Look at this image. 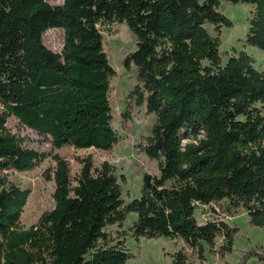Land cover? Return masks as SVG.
Wrapping results in <instances>:
<instances>
[{
  "label": "trees",
  "instance_id": "obj_1",
  "mask_svg": "<svg viewBox=\"0 0 264 264\" xmlns=\"http://www.w3.org/2000/svg\"><path fill=\"white\" fill-rule=\"evenodd\" d=\"M226 3L255 6L245 43L264 50V0H0V264H126L135 257L125 246L130 233L181 241L171 264H189L187 249L223 260L238 228L221 219L199 223V209L243 212L251 226L264 227V65L256 69L244 50L223 63L222 27L233 25ZM112 23L126 24L136 40L123 60L136 84L122 115L131 118L133 104L153 116L136 148L159 167L128 202L113 164L77 156L72 173L59 155L64 148L110 154L118 142L115 70L100 29ZM51 28L63 31L59 52L43 43ZM11 116L48 136L52 150L24 145L7 127ZM46 158L55 163L47 176L54 204L24 229L30 192L4 172L30 171ZM131 213L136 218L123 229ZM250 260L264 264V250L251 248L240 261Z\"/></svg>",
  "mask_w": 264,
  "mask_h": 264
},
{
  "label": "rangeland",
  "instance_id": "obj_2",
  "mask_svg": "<svg viewBox=\"0 0 264 264\" xmlns=\"http://www.w3.org/2000/svg\"><path fill=\"white\" fill-rule=\"evenodd\" d=\"M50 4H60L63 0H47ZM255 6L253 4L226 3L223 14L232 20L231 27H222L220 51L222 52V61L226 62L230 55H236L238 51L244 50L254 58L253 66L261 69L264 65V50L247 45L245 36L249 26V18L253 15ZM103 35V48L106 52L111 66L115 70V75L111 78L110 100L113 107V127L118 135V142L115 144L113 152L110 154L94 150H75L73 148H64L59 155L65 158L70 165L72 173L79 168L77 156L91 154L93 163L98 166L103 161L113 164L118 176L123 175L125 182L122 184V197L125 202L132 198L139 197L143 185L144 175L148 174L150 180L159 174L158 162L147 158L140 153L136 144L141 137L147 135L153 116H147L144 108H137L131 105V118L125 119L122 112L127 107L126 100L130 90L136 84L135 69L133 65L126 68L123 60L126 54L135 49L136 40L128 26L124 23H112L110 25L100 26ZM43 43L53 51L59 52L63 43V31L60 28H51L42 35ZM0 104V111H1ZM7 127L19 138H23L24 145L38 151L50 152L51 145L49 137L38 134L36 131L23 126L13 116L7 120ZM202 137V136H200ZM183 142H189L188 139ZM55 163L46 158L36 168L17 172L8 170L4 172L7 179L21 189L29 190L28 200L22 211L21 224L24 229L35 224L44 211L53 207L54 181L47 179L48 172L54 167ZM136 215H128L123 229L131 226ZM196 218L199 223L209 219H221L231 226H237L238 231L235 235L233 252L227 254L223 260L216 255L205 253L204 259L198 258L195 253L189 249V264H254V260L242 262L241 257L244 252L251 248L261 247L264 250V227H254L248 223L247 216L240 212L234 216L227 215L222 211L221 215H215L211 209H199L196 212ZM108 231L115 233L119 230L116 226H109ZM125 246L135 257L129 259L126 264H171V254L179 248H184L181 241L169 239L166 237L136 240L132 234L125 237ZM221 244V239H216V246Z\"/></svg>",
  "mask_w": 264,
  "mask_h": 264
},
{
  "label": "water",
  "instance_id": "obj_3",
  "mask_svg": "<svg viewBox=\"0 0 264 264\" xmlns=\"http://www.w3.org/2000/svg\"><path fill=\"white\" fill-rule=\"evenodd\" d=\"M151 182L150 180V176L148 174L144 175V178H143V184L145 185H149Z\"/></svg>",
  "mask_w": 264,
  "mask_h": 264
}]
</instances>
